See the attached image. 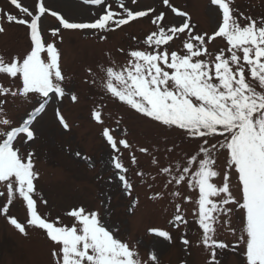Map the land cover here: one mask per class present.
Returning <instances> with one entry per match:
<instances>
[{"label": "snow or ice", "instance_id": "6c2138e0", "mask_svg": "<svg viewBox=\"0 0 264 264\" xmlns=\"http://www.w3.org/2000/svg\"><path fill=\"white\" fill-rule=\"evenodd\" d=\"M85 2L104 5V0ZM11 3L30 19L9 13L6 20L29 29L31 48L23 57H13L10 62L0 56V74L21 81L14 91L0 86V96L29 98L31 94L38 107L18 127H12V121L7 118H0V126H4L0 128V184L7 191L3 214L8 213V205L14 197L22 198L29 217L27 226L43 230L53 244L54 264H143L135 247L119 239L115 235L118 229L110 228L97 210H87L83 206L70 210L66 213L73 218L70 226L62 224L59 217L54 221L43 217L34 198L39 172L34 167L33 153L25 156L15 141L22 134L26 136L25 143L34 139L31 125L48 105L50 93L58 98L66 94L61 53L55 42H47L42 35L45 13L59 21V27L51 31L56 37L61 29L112 31L154 10L133 11L121 4L123 14L108 10L93 22H69L58 12L48 9L44 0H38L36 14L22 7L18 0H11ZM163 4L169 5V0H163ZM211 4L222 11V23L213 35L193 34L195 26L190 24L188 14L173 7L177 16L186 18L183 23L163 26L158 23L164 19L161 12L152 21L157 30L143 42L152 50L130 51L126 65L102 67L103 75L93 83H98L111 98L143 117L167 129L181 130L185 137L197 142L194 154L176 161L174 166L160 168V172L170 177L165 187L183 184L196 193L182 197L179 190H174L171 194L194 205L201 230L199 243L209 254L207 264H219L217 250L228 248V244L216 238L218 226H230V216L236 209L243 213L244 220L238 236L236 229L229 227L236 236L233 250L244 248L245 264H264V19L257 22L243 13L235 14L231 0H211ZM4 31L0 24V33ZM185 33L183 54L169 52L166 47L161 50L162 45H169L174 37ZM216 37L226 41L227 49H221L213 57L207 44ZM99 38L105 40L106 36ZM71 99L76 101L77 97L73 94ZM57 115L67 129L68 124L58 110ZM93 118L103 123L101 111H94ZM103 136L115 152H120L118 145L124 149L131 147L126 139H117L107 128ZM139 151L147 153L148 149L141 147ZM222 153L226 154L223 172L218 165ZM132 163H136L135 156H132ZM152 163L158 164V161L153 158ZM113 165L119 170L118 180L131 196L133 185L125 175L128 168L118 156L113 158ZM233 172L237 176L239 199L231 188ZM218 179L221 180L219 184ZM3 195L4 192H0V196ZM175 213L171 222L177 228L186 226L188 220L182 214L181 204L175 205ZM8 221L21 234L28 235L25 224L10 216ZM149 231L171 240L167 231ZM182 243L187 246L190 241L183 238ZM150 258L156 259L154 254Z\"/></svg>", "mask_w": 264, "mask_h": 264}, {"label": "rangeland", "instance_id": "374dc122", "mask_svg": "<svg viewBox=\"0 0 264 264\" xmlns=\"http://www.w3.org/2000/svg\"><path fill=\"white\" fill-rule=\"evenodd\" d=\"M44 2L48 9L58 12L69 22H93L108 10L123 14L121 4L133 11H154H148L147 16L112 31L61 29L56 37L52 36L51 31L59 27V21L49 13L42 17L44 39L49 43L55 42L61 53L66 94L58 98L50 93L48 105L31 125L34 139L25 143L26 136L22 134L15 141L25 156L33 153L34 167L39 172L34 197L38 212L50 221L59 217L62 224L70 226L73 218L66 214L70 210L81 206L87 210H97L110 228L118 229L115 235L119 239L135 247L143 264H207L209 254L199 243L201 230L194 205L171 194L174 190H179L182 197L195 196L196 193L183 184L165 187L170 177L160 172V168L174 166L176 161L194 154L198 148L197 142L185 137L181 130L167 129L114 100L93 80L103 75L102 67L126 65L130 51H151L143 42L157 30L152 21L161 12L164 19L158 23L165 27L179 26L186 19L177 16L172 11L174 7L188 14L190 24L195 26L193 34L206 33L211 36L222 23V11L218 10L217 5H212L211 0H169L170 6L163 4V0H136L135 3L132 0H104L103 6L85 0ZM18 3L36 14L38 0H18ZM230 6L237 15L243 13L257 22L264 19V0H231ZM9 13L30 19L11 0H0V24L5 28L0 33V56L6 62L16 56L23 57L31 48L29 29L24 25L8 23L6 14ZM186 33L180 34L179 38L174 37L169 45H162L161 50L166 47L169 52L183 54ZM101 35L106 39L101 40ZM207 48L214 57L221 49L226 51L227 43L223 38L216 37L207 44ZM20 85L19 79L0 74V86L14 91ZM73 94L77 97L76 101L71 99ZM0 101H3L0 103L3 109L0 118L12 121V127L20 126L38 107L37 100L31 94L29 98L0 96ZM57 110L68 124L67 129L61 124ZM97 110L102 113L103 123L93 118ZM105 128L117 139H126L131 147L124 149L118 145L120 152H115L103 136ZM141 147L147 148L148 152H140ZM225 155L220 154L218 159L221 172L226 169ZM117 156L128 168L125 175L133 185L131 196L127 195L116 175L119 170L114 168L113 158ZM132 156L136 157L135 164L132 163ZM153 158L158 164L152 163ZM230 182L233 195L239 199L240 191L234 172ZM217 183H221V180L218 179ZM0 192H4L0 196V264H54L51 255L53 244L46 233L27 226L29 217L26 203L18 196L14 197L5 215L2 209L7 204V191L3 184H0ZM177 203L181 204L182 214L188 220L186 226L179 228L171 222ZM9 216L26 225L27 236L9 223ZM230 220V226H218L216 238L229 246L217 250L216 258L219 264H245L244 248L233 250L236 236L229 230V227L234 228L239 235L243 213L236 209ZM150 229L167 231L171 240L150 233ZM183 238L190 241L189 245L182 243ZM153 254L155 260L150 258Z\"/></svg>", "mask_w": 264, "mask_h": 264}]
</instances>
